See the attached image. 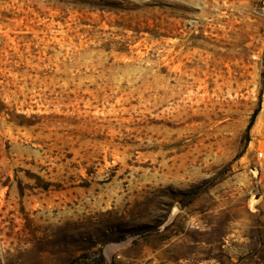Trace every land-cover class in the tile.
<instances>
[{"label": "rangeland", "instance_id": "rangeland-1", "mask_svg": "<svg viewBox=\"0 0 264 264\" xmlns=\"http://www.w3.org/2000/svg\"><path fill=\"white\" fill-rule=\"evenodd\" d=\"M264 0H0V264H264Z\"/></svg>", "mask_w": 264, "mask_h": 264}, {"label": "built area", "instance_id": "built-area-1", "mask_svg": "<svg viewBox=\"0 0 264 264\" xmlns=\"http://www.w3.org/2000/svg\"><path fill=\"white\" fill-rule=\"evenodd\" d=\"M263 157H264V153H263V152L258 153V158H259V159H261V158H263Z\"/></svg>", "mask_w": 264, "mask_h": 264}]
</instances>
